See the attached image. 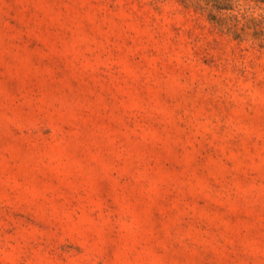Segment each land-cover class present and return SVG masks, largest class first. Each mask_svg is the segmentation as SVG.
<instances>
[{"label":"rangeland","instance_id":"1","mask_svg":"<svg viewBox=\"0 0 264 264\" xmlns=\"http://www.w3.org/2000/svg\"><path fill=\"white\" fill-rule=\"evenodd\" d=\"M0 264H264V0H0Z\"/></svg>","mask_w":264,"mask_h":264},{"label":"trees","instance_id":"2","mask_svg":"<svg viewBox=\"0 0 264 264\" xmlns=\"http://www.w3.org/2000/svg\"><path fill=\"white\" fill-rule=\"evenodd\" d=\"M236 37H239V36H236Z\"/></svg>","mask_w":264,"mask_h":264}]
</instances>
